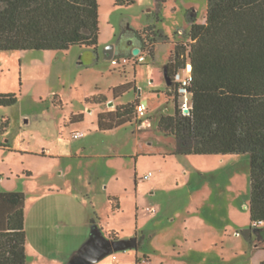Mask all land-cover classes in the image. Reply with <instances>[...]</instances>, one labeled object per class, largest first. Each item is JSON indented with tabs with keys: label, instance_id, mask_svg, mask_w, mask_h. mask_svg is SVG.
<instances>
[{
	"label": "rangeland",
	"instance_id": "374dc122",
	"mask_svg": "<svg viewBox=\"0 0 264 264\" xmlns=\"http://www.w3.org/2000/svg\"><path fill=\"white\" fill-rule=\"evenodd\" d=\"M99 4L96 48L0 51V93L18 97L14 106L0 107V192H24L31 217L44 188L67 181L94 188L105 232L118 229L125 240L140 242L139 248L98 264H136V255H148L152 264H261L264 244L249 241L244 233L251 226L250 156L168 155L176 147L175 137L158 129L160 117L173 114L176 106L165 93V78V83H154L155 72L166 66L177 42L190 41L192 16L197 23L206 21L208 0ZM149 26L167 39L157 43L154 56L145 54V63L124 62L134 46L149 40ZM112 45L119 47V65L106 59ZM127 83L131 89L115 96L114 89ZM95 96L106 102L88 101ZM138 99L148 106L153 122L135 119L115 130H99L102 111ZM74 115L80 117L73 121ZM77 131L85 138L74 139ZM63 153L84 157L57 158ZM110 193L118 195L119 210L113 209ZM78 195L91 208V196ZM69 210L74 214L77 209L65 204L57 212L68 218ZM65 241L72 246L70 237Z\"/></svg>",
	"mask_w": 264,
	"mask_h": 264
},
{
	"label": "trees",
	"instance_id": "16d2710c",
	"mask_svg": "<svg viewBox=\"0 0 264 264\" xmlns=\"http://www.w3.org/2000/svg\"><path fill=\"white\" fill-rule=\"evenodd\" d=\"M135 2L115 0V5ZM190 20V41L177 42L166 64L173 83L166 94L176 108L160 117L158 129L175 137L176 147L168 155L250 156L251 226L244 233L249 241L264 244V0H208L206 21L197 23L195 15ZM146 28L150 38L143 40L141 51L154 56L157 43L167 38L155 26ZM99 36V0H0V51L96 48ZM190 64L193 81L181 94L176 74ZM164 76V70H156L154 83ZM131 87L118 86L114 95ZM185 95L190 99L189 113L181 107ZM88 101L106 102L103 96ZM17 102L16 94L0 93V107ZM140 103L138 99L100 113L99 130L142 121L137 115ZM110 236L118 240L114 233ZM26 245V194L0 192V264H28Z\"/></svg>",
	"mask_w": 264,
	"mask_h": 264
},
{
	"label": "crops",
	"instance_id": "0c3cea01",
	"mask_svg": "<svg viewBox=\"0 0 264 264\" xmlns=\"http://www.w3.org/2000/svg\"><path fill=\"white\" fill-rule=\"evenodd\" d=\"M140 46L141 45H137L134 46V48H141ZM164 68L162 67V70H164ZM163 79L164 78L161 79V82L165 83ZM167 92L168 90L166 86L165 93ZM166 108L167 107L165 106L162 110L164 111ZM103 112L104 111L101 113ZM152 120L153 117L149 118L146 116V121L151 123L153 122ZM73 121L76 120L73 119ZM79 133H83V138H85L86 135L82 131L75 132L72 137L74 138V136ZM84 151H86V148H84ZM45 153L53 156L50 151ZM46 154H42L43 157H47ZM67 157L81 158L84 157V155H78L76 153H63V155H60L57 158ZM89 184L91 186L93 183L91 182ZM84 190V188L76 187L74 184H70L69 181L63 182V186L57 187V185H54L49 189L44 188L36 199L35 205L32 207V211L34 209V211H36V215L31 214V217L29 215V202L28 199H26V252L28 264H66L71 256L89 239L94 225L98 226L107 238L113 239L110 235L114 233L118 237V240L127 239L121 235V232L118 229H111L106 231L107 233L105 232L101 218L102 214L98 210L94 201V194H96V190L94 188ZM78 192L81 195H86L87 197L91 196L93 199V201H91V208L86 202H84V200H81L79 195L75 196ZM45 199L46 201L42 202ZM109 199L113 204L112 206L114 210H119L121 208L118 195L110 193ZM116 199L117 201H113ZM65 204L71 205L72 207L76 206L77 209L74 214H72V210H69L70 216H68V218L65 213L57 212V210ZM91 211L95 213L94 217L92 216ZM92 221H95L96 223L94 224ZM67 230L71 233V235L66 234ZM68 236L70 237V241L72 239V242L70 243L72 246L70 247H68L69 245H65V240L69 238ZM138 244H140L139 241ZM71 247L73 248L71 249ZM114 259L118 262V257H115ZM142 260H146L148 261V264H152V260L148 255L144 257L136 255V264Z\"/></svg>",
	"mask_w": 264,
	"mask_h": 264
},
{
	"label": "water",
	"instance_id": "95a60500",
	"mask_svg": "<svg viewBox=\"0 0 264 264\" xmlns=\"http://www.w3.org/2000/svg\"><path fill=\"white\" fill-rule=\"evenodd\" d=\"M140 48H134L133 56L140 53ZM119 47L110 46L106 51V59L112 60L114 57L119 56ZM192 69L193 65H189ZM164 78L167 85H172L171 77L169 76L167 67L164 68ZM137 240H114L107 238L98 226L94 225L89 239L79 248L68 260L66 264H98L106 257L113 255L117 252L128 251L136 248Z\"/></svg>",
	"mask_w": 264,
	"mask_h": 264
},
{
	"label": "built area",
	"instance_id": "2783aa9c",
	"mask_svg": "<svg viewBox=\"0 0 264 264\" xmlns=\"http://www.w3.org/2000/svg\"><path fill=\"white\" fill-rule=\"evenodd\" d=\"M145 54H146L145 52L140 51V53L136 56L134 55L130 58H125L124 62H130L131 60H133L135 65L143 64L147 60V57ZM112 62L115 65H119L121 63L120 60L117 59V57H114L112 59ZM175 81L177 83L181 84V86H182L180 89V93L186 94L187 91H186V89H184V87L188 86V84L193 81L192 69H190L188 67L187 70H182V71L178 72L176 74ZM181 107L184 109V111L186 113L190 112V99H189L188 95H185L184 98L182 99ZM148 110H149L148 106H146L145 103H140L137 107L138 118H140V119L146 118V116L148 115ZM83 136H84L83 133H79V134H76L74 136V138L79 139V138H82ZM150 177L151 176H148V178H150ZM138 264H148V261L142 260V261H139Z\"/></svg>",
	"mask_w": 264,
	"mask_h": 264
},
{
	"label": "clouds",
	"instance_id": "9594fccd",
	"mask_svg": "<svg viewBox=\"0 0 264 264\" xmlns=\"http://www.w3.org/2000/svg\"><path fill=\"white\" fill-rule=\"evenodd\" d=\"M141 49V48H140Z\"/></svg>",
	"mask_w": 264,
	"mask_h": 264
},
{
	"label": "flooded vegetation",
	"instance_id": "af4514ba",
	"mask_svg": "<svg viewBox=\"0 0 264 264\" xmlns=\"http://www.w3.org/2000/svg\"><path fill=\"white\" fill-rule=\"evenodd\" d=\"M138 243V242H137Z\"/></svg>",
	"mask_w": 264,
	"mask_h": 264
}]
</instances>
